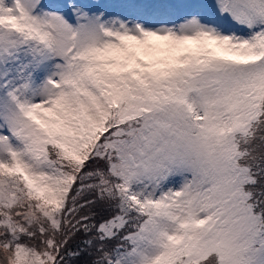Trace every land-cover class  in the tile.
Wrapping results in <instances>:
<instances>
[{
	"label": "snow or ice",
	"instance_id": "1",
	"mask_svg": "<svg viewBox=\"0 0 264 264\" xmlns=\"http://www.w3.org/2000/svg\"><path fill=\"white\" fill-rule=\"evenodd\" d=\"M0 264H264V0H0Z\"/></svg>",
	"mask_w": 264,
	"mask_h": 264
}]
</instances>
